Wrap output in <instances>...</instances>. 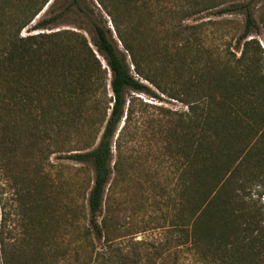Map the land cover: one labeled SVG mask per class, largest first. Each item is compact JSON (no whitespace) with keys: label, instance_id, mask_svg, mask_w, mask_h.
Masks as SVG:
<instances>
[{"label":"rangeland","instance_id":"obj_1","mask_svg":"<svg viewBox=\"0 0 264 264\" xmlns=\"http://www.w3.org/2000/svg\"><path fill=\"white\" fill-rule=\"evenodd\" d=\"M21 3L39 11L20 36L43 32L58 36V43L83 38L98 61V71L90 68L78 75L75 70L88 61L73 55L63 59L61 51L59 61L46 73L56 75L54 103L42 112L48 95L38 90V98H28L23 111L4 116L9 128L6 135L0 129V142L5 135L4 147L0 143V260L7 264H264L262 257L253 256L246 238L230 239L229 221L204 217L199 208L189 210L185 188L189 162L194 168L201 165L200 126L189 127V118L197 119L201 102L206 101L201 72L225 69L223 74H232L234 59L240 55L236 40L243 31L244 15L219 10L249 4L257 29L248 36L263 47L264 0L122 1L121 6L132 12L126 20L149 24L138 36L146 41L151 58L146 69L176 94L170 96L148 82L152 93L125 90L123 116L111 140L110 176L98 218L104 224L100 238L88 222L92 165L67 157L97 144L111 105L110 72L90 42L92 22L109 28L110 40L126 54L135 74L133 65L97 0H0V22H8ZM53 15L57 18L48 28L31 29ZM259 190L264 192V186ZM260 202L264 206V193Z\"/></svg>","mask_w":264,"mask_h":264},{"label":"trees","instance_id":"obj_2","mask_svg":"<svg viewBox=\"0 0 264 264\" xmlns=\"http://www.w3.org/2000/svg\"><path fill=\"white\" fill-rule=\"evenodd\" d=\"M122 1L97 0L109 17L135 74L126 54L110 40L109 28L92 22L90 42L110 72L111 105L97 144L67 156L77 163L92 165L93 183L87 196V212L91 232L97 238L104 235L103 220L98 218L110 176L111 140L124 112L125 90L152 93L145 83L148 82L163 93L176 94L175 89L166 88L157 81V75L146 69L151 58L146 41L138 36L149 29V24L126 20L125 15L132 12L121 6ZM232 10L244 15L243 31L236 40L240 55L234 59L239 74H235V69L226 75L225 69H220L222 73L212 69L201 72L206 101L201 102L199 117L189 118L190 129L194 124L200 126L201 165L194 168L189 162L185 188L189 210L199 208L204 217L213 215L222 222L229 221L230 239L240 242L246 238L254 250L253 256L264 259V206L260 202L264 192L259 190L264 186V46L248 36L257 29L249 4L224 7L219 13ZM37 11L32 10L30 3H21L10 13L8 22H0V129L5 135L9 126L4 116L23 111L28 98L31 101L38 98V90L43 89L48 95L40 108L42 112L54 103L56 75L46 76V73L59 61L61 51L63 59L73 55L88 61L86 67L75 70L78 75L90 68L95 73L98 71L95 65L98 61L83 38L58 43V36L43 32L20 36V30L32 21ZM56 18V15L42 18L31 29H46ZM5 135L0 142L2 147ZM243 233L245 236H241ZM0 264L7 262L0 260Z\"/></svg>","mask_w":264,"mask_h":264}]
</instances>
